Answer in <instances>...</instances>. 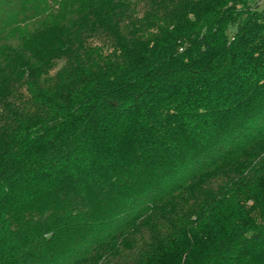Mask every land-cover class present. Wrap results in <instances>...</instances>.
Segmentation results:
<instances>
[{"label": "trees", "instance_id": "1", "mask_svg": "<svg viewBox=\"0 0 264 264\" xmlns=\"http://www.w3.org/2000/svg\"><path fill=\"white\" fill-rule=\"evenodd\" d=\"M264 0H0V264H264Z\"/></svg>", "mask_w": 264, "mask_h": 264}, {"label": "rangeland", "instance_id": "2", "mask_svg": "<svg viewBox=\"0 0 264 264\" xmlns=\"http://www.w3.org/2000/svg\"><path fill=\"white\" fill-rule=\"evenodd\" d=\"M261 6L264 7V1L262 2V5Z\"/></svg>", "mask_w": 264, "mask_h": 264}]
</instances>
